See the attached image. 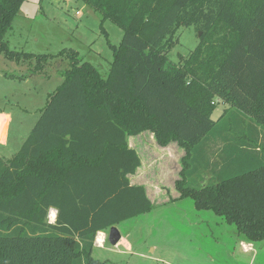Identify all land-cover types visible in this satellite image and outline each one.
<instances>
[{"label":"trees","instance_id":"16d2710c","mask_svg":"<svg viewBox=\"0 0 264 264\" xmlns=\"http://www.w3.org/2000/svg\"><path fill=\"white\" fill-rule=\"evenodd\" d=\"M25 1L0 0V53L35 61L33 77L56 57L68 68L20 150L0 156V264H104L92 256L98 233L153 208L129 179L142 162L128 139L144 132L185 151L180 198L234 224L240 241L264 242V0H80L123 32L106 76L73 49L11 50ZM186 27L199 44L175 64Z\"/></svg>","mask_w":264,"mask_h":264},{"label":"rangeland","instance_id":"374dc122","mask_svg":"<svg viewBox=\"0 0 264 264\" xmlns=\"http://www.w3.org/2000/svg\"><path fill=\"white\" fill-rule=\"evenodd\" d=\"M77 12L82 13L79 18ZM101 20L100 14L80 0H26L6 41L11 50L36 55L57 56L64 49L76 50L83 61L106 76L113 60L110 45L118 46L123 32L111 21L101 27ZM199 34L196 27L179 29L169 60L178 64L187 58L199 44ZM35 64L10 61L0 53V110L8 121V138L2 132L0 140L7 139L3 146L10 148L1 152L5 159L20 150L49 94L62 84L61 72L68 68L64 57H56L33 77ZM225 108L218 103L212 118L217 120ZM129 139L142 162L134 183L146 188L153 208L115 226L125 242L112 246L108 241L110 229L104 233L103 246L96 237L94 259L104 264H264V242L255 244V254L243 253L234 224L212 210H198L192 198H180L175 183L183 168V148L174 142L162 147L151 132ZM48 222H55L52 213Z\"/></svg>","mask_w":264,"mask_h":264},{"label":"crops","instance_id":"0c3cea01","mask_svg":"<svg viewBox=\"0 0 264 264\" xmlns=\"http://www.w3.org/2000/svg\"><path fill=\"white\" fill-rule=\"evenodd\" d=\"M79 18V17H78ZM8 121H7V118L4 116V110L2 109V110H0V135H1V133L3 132V133H6L5 135H6V137H7V131H8ZM8 138V137H7ZM130 138V137H129ZM7 139H4V141L2 140H0V156H2L3 158H5L6 156L5 155H3V153H1V152H5V151H10V148L9 147H7L8 146V144H7V146H3V144H5ZM9 140V139H8ZM129 140L130 139H128V145H129ZM129 147H130V145H129ZM136 150V149H135ZM19 151V150H18ZM137 151V150H136ZM138 152V151H137ZM17 152H15V153H13V155H12V157L16 154ZM138 154H139V152H138ZM139 156H140V154H139ZM138 171V170H137ZM136 174H137V172H136ZM136 174L135 175H132V176H129V179H130V182H131V184H133V185H140V184H136V182L134 183V180L135 179H133V178H135L136 177ZM208 179V178H207ZM141 186H143V185H141ZM147 194H148V192H147ZM149 196V195H148ZM55 212L56 213V216H57V211L55 210V209H51L50 210V212H49V215H50V213H52V212ZM54 222V221H53ZM106 231H103V232H99L98 233V235H99V237H98V241L99 242H101L102 243V240H103V238H106V236H105V233ZM100 235H102L101 237H100ZM122 239V238H121ZM122 242H125V240H121ZM120 241V242H121ZM120 242H119V244H120ZM118 244V245H119ZM246 244L247 245H251L252 247H253V250H250L249 251V248L246 246ZM240 245H241V251L243 252V253H245V254H248V253H253V254H255L256 253V248H255V244H252V243H248V242H240Z\"/></svg>","mask_w":264,"mask_h":264},{"label":"water","instance_id":"95a60500","mask_svg":"<svg viewBox=\"0 0 264 264\" xmlns=\"http://www.w3.org/2000/svg\"><path fill=\"white\" fill-rule=\"evenodd\" d=\"M201 34H199L200 36ZM122 235L117 227L113 226L110 228V232L108 235V241L112 246H117L121 241Z\"/></svg>","mask_w":264,"mask_h":264},{"label":"built area","instance_id":"2783aa9c","mask_svg":"<svg viewBox=\"0 0 264 264\" xmlns=\"http://www.w3.org/2000/svg\"><path fill=\"white\" fill-rule=\"evenodd\" d=\"M81 15H82V13L77 12V16H78V17H80ZM97 237H99V236L97 235ZM105 239H106V238H103L102 243L100 242V245H101V246H103V245L105 244Z\"/></svg>","mask_w":264,"mask_h":264},{"label":"bare ground","instance_id":"6f19581e","mask_svg":"<svg viewBox=\"0 0 264 264\" xmlns=\"http://www.w3.org/2000/svg\"><path fill=\"white\" fill-rule=\"evenodd\" d=\"M52 218H53V221H55L56 220V213L53 211L52 212ZM102 235H100V237H101Z\"/></svg>","mask_w":264,"mask_h":264},{"label":"clouds","instance_id":"9594fccd","mask_svg":"<svg viewBox=\"0 0 264 264\" xmlns=\"http://www.w3.org/2000/svg\"><path fill=\"white\" fill-rule=\"evenodd\" d=\"M96 242V241H95Z\"/></svg>","mask_w":264,"mask_h":264}]
</instances>
